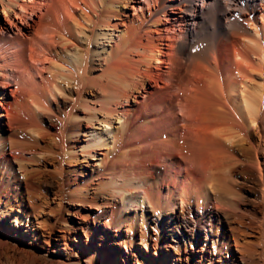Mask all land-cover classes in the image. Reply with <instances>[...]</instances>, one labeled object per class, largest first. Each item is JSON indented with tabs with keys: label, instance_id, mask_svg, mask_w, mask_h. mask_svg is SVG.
Wrapping results in <instances>:
<instances>
[{
	"label": "bare ground",
	"instance_id": "6f19581e",
	"mask_svg": "<svg viewBox=\"0 0 264 264\" xmlns=\"http://www.w3.org/2000/svg\"><path fill=\"white\" fill-rule=\"evenodd\" d=\"M193 252L264 264V0H0V264Z\"/></svg>",
	"mask_w": 264,
	"mask_h": 264
},
{
	"label": "rangeland",
	"instance_id": "374dc122",
	"mask_svg": "<svg viewBox=\"0 0 264 264\" xmlns=\"http://www.w3.org/2000/svg\"><path fill=\"white\" fill-rule=\"evenodd\" d=\"M127 12H128V14L129 15H131L132 14V12L130 11V10H126ZM261 13H263V9L260 7V6H258L257 7V9L255 10V14H256V16H259ZM115 123H113V125H114ZM1 130H3V132H8L9 131V127H8V125L7 124H4L2 127H1ZM29 159V161H27V164L29 165L28 167L29 168H33V167H36V168H43V166H47V168H50V165H49V159L48 158H43L42 160H44L43 162H42V160L40 161V162H38V161H34V160H32V158H31V160H30V158H28ZM120 159V158H119ZM118 159V160H119ZM123 159V160H122ZM122 159H120V160H122V161H117L116 162V164H120L121 162L122 163H125L128 159H127V157H126V159L125 158H122ZM48 160V161H47ZM82 160V158L81 157H78V160L76 161V163H75V165H73V166H71V168H81V167H83L84 168V171L86 172V173H90L91 172V168L89 167V165L94 161V159H86V161H81ZM110 160V159H109ZM109 160H106V162H105V166H106V170L107 171H105L102 175L105 177V178H107L106 176H108L109 174H110V172L112 171L111 170V168H109V165H108V162L110 163V161ZM32 162V163H31ZM42 162V163H41ZM128 162V161H127ZM126 162V163H127ZM121 163V164H122ZM88 165V166H87ZM107 166H108V169H107ZM65 168H68V166L67 165H65ZM88 170V171H87ZM109 171V172H108ZM106 173H108V174H106ZM94 174H96V173H94ZM101 175V177L100 178H102V180L104 179V177ZM95 178V177H94ZM99 178V179H100ZM81 209H83V208H81ZM83 210H85V209H83ZM69 217V220L71 221V222H73L74 224H78V223H80L81 222V219H80V216L79 215H69L68 216ZM58 232L57 231H55V234H57ZM99 234H101V232L99 231ZM255 235H256V233H255ZM251 239L253 240V241H257V239H256V236H255V238H254V236L253 237H251ZM55 241H56V237H54V238H51V244H54L55 243ZM79 243H81V245H83V246H86V243L83 241V240H80V241H78ZM54 246V245H53ZM45 248L44 249H39L41 252H42V254L44 255V257H46V259H47V261H49V262H52V263H54V262H56V261H59V260H61V255H58L57 253H55L54 252V247L52 248V247H50L49 248V250L50 251H48V246H44ZM232 251V253L234 254L235 252H236V250L235 249H233V250H231ZM189 256H188V262H187V264H196L197 263V258H198V254L196 253V252H193V253H191V254H188ZM68 264H85L83 261L82 262H80V263H78V262H71V263H68Z\"/></svg>",
	"mask_w": 264,
	"mask_h": 264
}]
</instances>
